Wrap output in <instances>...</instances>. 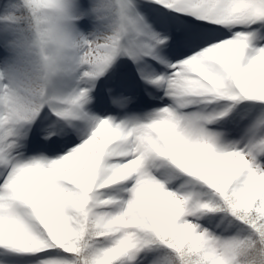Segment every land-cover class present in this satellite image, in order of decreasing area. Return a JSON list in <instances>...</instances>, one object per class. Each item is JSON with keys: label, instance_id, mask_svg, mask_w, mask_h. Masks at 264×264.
<instances>
[{"label": "snow or ice", "instance_id": "1", "mask_svg": "<svg viewBox=\"0 0 264 264\" xmlns=\"http://www.w3.org/2000/svg\"><path fill=\"white\" fill-rule=\"evenodd\" d=\"M137 7L136 68L92 75L90 127L33 115L0 49V264H236L226 238L264 244V0ZM89 8H72L84 32Z\"/></svg>", "mask_w": 264, "mask_h": 264}, {"label": "clouds", "instance_id": "2", "mask_svg": "<svg viewBox=\"0 0 264 264\" xmlns=\"http://www.w3.org/2000/svg\"><path fill=\"white\" fill-rule=\"evenodd\" d=\"M137 2L89 0L93 29L84 34L72 16L79 0H0V49L8 53L15 73L5 88L33 115L48 108L69 125L90 127L83 116L89 101L82 98L95 83L92 75H106L120 58L139 54L135 37L142 21ZM14 126L23 127L24 122L14 121ZM189 210L191 219L177 220L187 234L201 226L204 216L191 206ZM226 239L235 246L236 264H264V244L257 239L245 234Z\"/></svg>", "mask_w": 264, "mask_h": 264}, {"label": "rangeland", "instance_id": "3", "mask_svg": "<svg viewBox=\"0 0 264 264\" xmlns=\"http://www.w3.org/2000/svg\"><path fill=\"white\" fill-rule=\"evenodd\" d=\"M92 29H93V25H92V23H90L87 32H84L83 29H81V30H82V32H83L84 34H88V33H90V32L92 31ZM135 68H136V65H133V66H132V69L134 70ZM116 70H117V69H115V71H116ZM106 76H107V75H106ZM106 76H105V77H106ZM105 77H103L102 80H108V79H109V78L106 79ZM138 79H139V78H138ZM102 87H103V86H102L100 83H97L96 92H99L100 89H101ZM96 92L93 93V105H95V96H96ZM108 95H109V93H108ZM118 95H119V94L111 95L112 99H108V105H107V106H108V108L110 109V111L107 112V115L117 116V115L119 114L120 109L117 107V105H116V103H115V100H116V98H117ZM90 107L92 108V111L95 112L97 115H103V114H104V113L96 112L95 107H93V106H91V105H90ZM112 110H114V111L112 112ZM129 110H130V111H138L139 108H138V106H136V105H131V106L129 107Z\"/></svg>", "mask_w": 264, "mask_h": 264}]
</instances>
